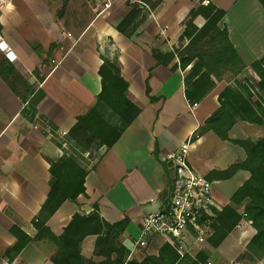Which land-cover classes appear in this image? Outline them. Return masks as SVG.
I'll return each instance as SVG.
<instances>
[{"label": "crops", "instance_id": "crops-1", "mask_svg": "<svg viewBox=\"0 0 264 264\" xmlns=\"http://www.w3.org/2000/svg\"><path fill=\"white\" fill-rule=\"evenodd\" d=\"M244 1L246 12L237 19L232 15ZM201 3L226 12L219 27H227L244 65L264 57V10L258 0H164L155 9L143 0H115L104 14L98 13L97 0H5L0 4V264H53L57 248L47 239L27 244L11 260L17 243L11 230L16 227L31 239L38 235L33 221L51 190V162L71 155L64 147L70 131L97 105L102 91L99 70L105 57L119 64L129 86L128 98L141 114L110 149L101 147L91 164L78 159L86 170L85 193L63 203L48 219L46 226L54 236H61L75 215L97 212L109 224L128 220L118 243L128 251L129 260L157 257L164 246L161 237L150 239L144 249L134 248V242L143 219L162 209L171 193L165 156L192 138L188 163L206 177L246 159L242 148L212 133L195 137L218 109L220 93L213 90L196 106L190 105L185 95L187 71L171 69L178 58L166 67L152 55V50L171 52L180 47L184 23ZM133 6L145 19L131 25L126 36L117 27ZM194 24L201 28L205 19L197 16ZM7 48L14 53V61L6 57ZM147 87L154 101L147 96ZM36 92L43 97L31 111L28 107ZM240 133L246 137L240 138ZM258 134L256 125L237 122L229 138L254 140ZM249 178V172L239 171L227 180L212 179L216 206H231L242 216L243 209L236 207L233 197ZM255 234L243 215L217 248L189 240L188 256L208 251L211 264H264V257L260 260L248 250ZM96 241V235L87 236L81 254L99 263L105 257L96 252Z\"/></svg>", "mask_w": 264, "mask_h": 264}, {"label": "trees", "instance_id": "trees-1", "mask_svg": "<svg viewBox=\"0 0 264 264\" xmlns=\"http://www.w3.org/2000/svg\"><path fill=\"white\" fill-rule=\"evenodd\" d=\"M67 1L65 0V3ZM163 1L143 0L151 9H155ZM258 1L264 10V0ZM225 15L226 12L216 5L201 3L197 9L191 11L186 19L184 32L180 38L181 46L178 49L171 52L152 50V55L159 65L168 67L178 58L179 63L173 66L172 70L180 68L185 71L190 67L185 77V95L190 105H197L214 90L213 78L216 73L213 68L219 61L226 65L229 59H234L235 63L243 64L229 40L227 27H219ZM197 16L205 19V24L201 28L194 24ZM141 18L140 10L137 6H133L132 12L121 22L117 30L129 36L128 31L131 25L137 24L138 19L139 23L145 19ZM207 38H211V42L220 38V47L210 53H206L203 49L200 51L199 46ZM251 68L258 77V81H254L253 86L238 84L236 87H226L218 98L220 107L197 130L195 137L212 133L223 141L239 146L245 152L246 159L243 162L233 164L224 171L212 172L207 179L210 181L212 179L227 180L239 171L250 173L249 180L234 195L233 203L238 206L242 201L248 200L244 213L256 230L255 236L248 245V250L261 260L264 257V138L258 141L229 138V132L237 122H247L258 126H263L264 123V57L255 61ZM1 74L3 75L2 72ZM99 75L102 79V91L97 105L87 115L78 119L69 137L71 141L73 137L78 140L85 137L89 142L98 141L99 149L101 147L110 149L127 127L138 118L141 109L129 100L128 83L122 77L119 64L115 60L103 58ZM146 93L151 101L155 100L150 97L148 87ZM254 96L257 98L256 101L253 100ZM42 97L41 92H36L31 98L28 109L35 111ZM102 107L111 110L112 114L119 119L122 124L120 129H116L103 118L100 113ZM75 146L79 147V144ZM166 170L167 177L169 176L168 179L172 184L170 169ZM50 172L51 190L39 215L33 221L38 235L35 239H31L21 230L13 227L11 232L16 237L17 243L11 249V260L27 244L47 239L57 248L51 257L53 264H207L208 253L206 251H201L195 258L189 256L180 258L176 250L168 244H164L157 257L147 256L142 262L129 260L128 251L118 243V238L128 225V220L109 224L97 212L90 216L75 215L64 233L59 237L54 236L46 223L63 203L74 202L85 193L86 170L78 163L76 155L71 154L51 162ZM213 213L215 215L212 223L213 234L208 238L207 244L212 248H217L238 225L242 216L231 206L213 209ZM89 235L97 236L96 252L105 257L102 262L95 263L87 260L81 254L82 242Z\"/></svg>", "mask_w": 264, "mask_h": 264}, {"label": "built area", "instance_id": "built-area-1", "mask_svg": "<svg viewBox=\"0 0 264 264\" xmlns=\"http://www.w3.org/2000/svg\"><path fill=\"white\" fill-rule=\"evenodd\" d=\"M97 1L98 13L104 14L112 8L115 0ZM3 2L5 0H0V4ZM5 55L10 61L15 60V55L9 48ZM191 145L192 138H189L165 156L172 176L171 193L162 209L143 219L141 233L134 242V248H147L150 239L158 236L163 239L164 244L172 246L180 258H184L190 254L189 240L200 246L206 244L213 234V209H219L213 196V182L190 167L188 158ZM230 264L241 262L233 261Z\"/></svg>", "mask_w": 264, "mask_h": 264}, {"label": "rangeland", "instance_id": "rangeland-1", "mask_svg": "<svg viewBox=\"0 0 264 264\" xmlns=\"http://www.w3.org/2000/svg\"><path fill=\"white\" fill-rule=\"evenodd\" d=\"M233 1V0H232ZM246 1L238 4L235 8L234 14L232 16H235L237 19L239 18V14L246 12ZM238 16V17H237ZM246 21L249 22L248 16L246 15ZM211 44H210V43ZM220 38L216 39L215 41L211 42V38H207L201 45L199 46V50L203 49V51L211 52L214 49L220 47ZM181 46V44H180ZM201 51V50H200ZM108 58V57H105ZM110 59V58H109ZM189 70V68H188ZM188 70L186 74H188ZM214 72L216 73L214 75L213 80L215 81V88L214 93H221L226 87H236L238 84L245 85V86H253L254 81H258V77L253 72L251 65H243L240 63H235L234 59H229L228 63L225 65L222 62L219 61L216 66L213 68ZM253 100L256 101L257 98L254 96ZM218 108L220 107V103L218 102ZM100 113L103 116V118L112 124L116 129H120L122 124L119 121V119L112 114L111 110L107 109L106 107H102L100 109ZM260 131V134L255 135L256 138L253 140L251 138H247L244 140H252V141H258L261 138H264V123L263 126L256 125ZM239 137H246L245 134L240 133ZM239 140V139H238ZM79 144V147H76L75 144ZM99 142L93 141L89 142L87 138H80L79 140L76 137L72 138V141L70 137H67V145L66 150L72 154L74 153L77 155L78 159H83L85 161L84 164H91L93 161L99 157L101 152H99ZM87 150V151H86ZM89 151V152H88ZM86 156V157H85ZM248 200L242 201L238 207H241L243 209V214H245V206L247 205ZM237 207V206H236ZM246 219L247 217L244 216ZM208 253L207 260L209 259V252ZM190 257V256H189ZM192 258V257H191ZM185 264V263H184Z\"/></svg>", "mask_w": 264, "mask_h": 264}, {"label": "water", "instance_id": "water-1", "mask_svg": "<svg viewBox=\"0 0 264 264\" xmlns=\"http://www.w3.org/2000/svg\"><path fill=\"white\" fill-rule=\"evenodd\" d=\"M33 80H30V83L32 82Z\"/></svg>", "mask_w": 264, "mask_h": 264}]
</instances>
